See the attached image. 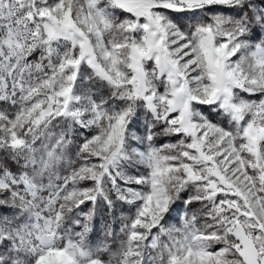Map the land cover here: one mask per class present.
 I'll return each instance as SVG.
<instances>
[{
	"label": "snow or ice",
	"instance_id": "snow-or-ice-1",
	"mask_svg": "<svg viewBox=\"0 0 264 264\" xmlns=\"http://www.w3.org/2000/svg\"><path fill=\"white\" fill-rule=\"evenodd\" d=\"M0 264H264V0H0Z\"/></svg>",
	"mask_w": 264,
	"mask_h": 264
}]
</instances>
